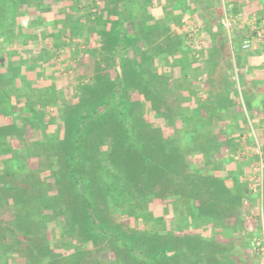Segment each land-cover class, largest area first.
Returning <instances> with one entry per match:
<instances>
[{"label":"rangeland","instance_id":"1","mask_svg":"<svg viewBox=\"0 0 264 264\" xmlns=\"http://www.w3.org/2000/svg\"><path fill=\"white\" fill-rule=\"evenodd\" d=\"M27 1L20 30L0 0V264H139L136 250L151 257L156 244L178 252L151 264H264V27L257 52L242 47L264 0H181L182 16L176 0H144L140 15L122 0ZM214 9L233 27L224 14L210 26ZM125 20L137 22L134 56ZM43 21L47 40L29 43ZM35 60L36 83L23 68ZM114 64L120 84L104 79ZM102 98L111 106L84 125L77 167L103 178L86 191L69 177L77 141L64 127ZM86 197L105 221L120 206L155 227L90 233Z\"/></svg>","mask_w":264,"mask_h":264},{"label":"trees","instance_id":"2","mask_svg":"<svg viewBox=\"0 0 264 264\" xmlns=\"http://www.w3.org/2000/svg\"><path fill=\"white\" fill-rule=\"evenodd\" d=\"M24 2L21 4H18L17 0H7V5H6V8L3 9V12L4 10L6 9L7 12H11V14L14 13V15H16L18 13V16H15V20H13V22H11L8 27H13L11 24H16V27L20 28V30L22 29L23 27V23L24 21H29V18L27 17H24L26 16L29 11L25 9L24 5L23 4H28V1L27 0H23ZM123 2V8L125 11H129V7L131 6L132 7V10L134 12V14H137V15H140L143 11L145 12V1L144 0H122ZM176 5H174L175 7H173L175 10H177L180 15L182 16L184 13H187L189 12L188 10H186V7L183 5L182 7L180 6V4H182V1L181 0H176ZM45 4V3H44ZM47 4H50L49 2H47L45 5ZM112 4V3H111ZM176 6L178 7V9L176 8ZM204 7H207L205 9H208V8H211L209 7L208 5H205ZM180 8V9H179ZM116 11L117 10V6H113V9H111L110 11ZM213 10V9H212ZM214 13H210L211 16H208L206 17V19L209 21L208 24L210 26H212L214 29H219V30H222L223 28L221 27V24H220V18L221 16H223L222 14V11L219 9H214ZM226 11L224 12V15H225ZM63 14V13H61ZM34 19L35 22L39 21L42 16H40V14L36 13L34 14V16L32 17ZM155 21V20H154ZM56 22V21H55ZM135 23H137L135 20L134 21H131V20H125L124 22V26H125V35L126 33H129V30H132L133 28H135ZM206 24V25H205ZM40 26L36 25L34 26V31L36 32V36L35 38L29 40V38L25 41L29 43H36L34 41V39H41L40 41V44H42V42L46 41L47 38L46 36L48 35V32L46 33V31H48V28L47 26L49 25V23H44L43 22H40L39 24ZM201 26H203V28H206L207 26V23H205L203 21L202 24H200ZM22 26V27H21ZM37 27V28H36ZM222 28V29H221ZM39 29V32H37V30ZM19 30V29H18ZM22 32V31H21ZM29 32L30 34L34 33L31 31V29H29ZM32 32V33H31ZM41 32H45L44 35L43 34H39ZM51 32V31H50ZM49 32V34H50ZM258 33V31H254L253 34L256 36ZM131 36H125L124 39H125V42L126 44L127 43H130L132 41V38L136 36L135 32H130L129 33ZM25 35V34H24ZM219 36V34L217 35ZM2 39V37H1ZM6 38H4L3 41H5ZM16 41H21L19 39V36L18 37H15L13 39V44H12V40H11V44L9 46V49H8V55L12 52H15V47L14 45L16 44ZM219 42L222 44V42L219 40ZM7 43H10V42H7ZM18 45H19V42H18ZM54 47H56L57 49H60L61 47H64V44L63 43H57L56 45H53ZM46 47V46H45ZM44 47V49H42L41 51H43L45 54L48 55L49 53V49H46ZM65 48V47H64ZM34 63L28 65V66H23V68H25V73L26 75L31 78L33 80V82H37V80L40 79L41 77V73H40V66L41 65H44L45 63H42L40 60H35L33 61ZM34 78H36V80H34ZM39 78V79H38ZM118 86V85H116ZM115 89V88H114ZM113 89V90H114ZM117 91H120L119 88H116ZM117 93L113 91V97H114V100H118L119 97H117L116 95ZM104 98H102L103 100ZM98 100L93 106H91L89 109V111H86V113L81 117H75V121L74 123H77L78 124V127H76L75 129L73 128V126L71 127V123L69 124V126H67L66 128V124H65V133H67V130L71 133L70 135L72 136V138L75 139V141H77V145L75 147H72L71 149V153L68 155V159H69V163H68V174H69V177L74 181L75 184H81V189L82 190H86V191H89V189H94L95 186H97L99 184V182H101L100 179H102L103 177H99V176H96V177H91L90 175H84L82 171H80V169L78 170V167H81L82 166V162L84 160V152H85V148L84 146L86 144H84L85 142H82V136L85 134V132L83 131L85 129V124L87 125V122H89L92 118L96 117V115H104L105 112H103L104 110L107 111L108 110V105L111 106V103H108L110 100ZM113 101V100H112ZM115 102V101H114ZM107 109V110H106ZM13 116V115H12ZM71 127V128H70ZM64 131V130H63ZM73 139V140H74ZM79 158H82V160H80ZM78 166V167H77ZM83 168V167H82ZM81 168V170H82ZM83 175V176H82ZM108 177H112V174L111 175H108ZM114 177H116V175L114 174ZM104 182V187L106 191H110L111 195H113L115 189H114V183H110V182H105V181H102ZM100 191H103L102 189H100ZM99 191V192H100ZM100 197H103L104 195L102 193L98 194ZM98 196V197H99ZM86 201V210L88 211V214H87V220L85 222V228L88 230H90L89 232L90 233H93V234H98V233H95L93 232V229L97 226H99V228H101L102 226H105L107 224V222H112V224H114V227L115 229L114 230H117V229H121L123 228V226L125 225H130L131 222L133 221H130L131 219H136V222L134 224H136L135 227L139 226L140 223H142V227H145L144 229L147 230V232L150 233V231L152 230H149L150 228L153 229V227H155V222L152 220L153 219V216L152 214L150 213V219H146L145 216H144V213H143V217L141 214H138L134 211H132L131 209H121V207L117 206V207H113L112 209H110V212H109V217L110 218L109 220H104L102 219V217L100 215H97L96 212H95V208H94V205L92 204V202L90 200H88V198L86 197L85 199ZM145 209V208H144ZM109 210V209H108ZM148 214V213H147ZM107 218V219H108ZM117 223V224H115ZM139 223V224H137ZM97 228V227H96ZM92 229V231H91ZM130 229H132L130 227ZM136 229V228H134ZM10 230L11 231H14L13 228L10 227ZM100 230V229H99ZM98 230V231H99ZM133 230V229H132ZM138 230H143V229H138ZM138 230H133L134 232L135 231H138ZM121 234L123 235H127L128 233L125 232V231H122L120 234H118L117 236H121ZM96 235H94L93 237H95ZM93 239L91 238L90 241H92ZM121 242H123L122 244L125 243V245L130 248V247H134V245L128 243V242H124L123 240L119 239ZM177 249L176 248H168V247H165L161 244H156L154 245L152 248H151V257H147L145 254L142 253V251L140 249L136 250V253H137V258L138 259V263L139 264H151V262H160L161 259H163L164 257H169L175 253H177ZM153 264V263H152Z\"/></svg>","mask_w":264,"mask_h":264},{"label":"built area","instance_id":"3","mask_svg":"<svg viewBox=\"0 0 264 264\" xmlns=\"http://www.w3.org/2000/svg\"><path fill=\"white\" fill-rule=\"evenodd\" d=\"M230 17L228 14L225 13V15L222 19V23L227 29L232 28L233 25L235 24V21L232 19V16H230ZM262 23L263 24H258V25L251 27L253 32L258 31V33L255 36V38H252V39L246 38L245 40H243L242 47L244 50H249V51L251 50L252 51V50H256L258 48V40L260 37H262V33H263L261 28L264 27V19L262 20Z\"/></svg>","mask_w":264,"mask_h":264},{"label":"crops","instance_id":"4","mask_svg":"<svg viewBox=\"0 0 264 264\" xmlns=\"http://www.w3.org/2000/svg\"><path fill=\"white\" fill-rule=\"evenodd\" d=\"M225 11H226V10H224V12H225ZM223 14H224V13H223ZM222 17H223V16H222ZM198 19H199V18H197L196 20L198 21ZM185 20H186V19H185ZM216 37H217V36H216ZM134 38H135V37L132 38V41H131L130 43H127V47L125 48L126 51H129V54H130L131 56H132V55L134 56V54H133V52H132V51H134V47H132V44H133V40H134ZM242 40H244V39H242ZM102 42H103V41L101 40V42H100V47L103 46V45H102ZM218 43H219V42H218ZM230 43H231V48H232V49H231V50H232L231 52L235 54V47L233 46V41H232V39H231V42H230ZM97 44L99 45V43H97ZM219 44H220V43H219ZM98 45H96V47H98ZM130 46H131V47H130ZM122 49H124V48H121L120 51H122ZM258 50H259V49H258ZM258 50H256V52H257ZM231 58H232V57H231ZM73 59H74V58H73ZM130 59H131V61H132V60L134 61V59H133L132 57H131ZM119 60L121 61V59H119ZM71 62H72V61H71ZM119 64H120V63H119ZM119 64H117V65L114 64L113 69H111V71L108 72L109 75L106 76V77H104V79H105V78L110 79L111 82H113V81H117L116 83H115V82H113V83H115V84H120V82L118 81V79H115V78H114V75H115L114 72L117 71L118 69H120V68L118 67ZM84 66H85V65H84ZM99 79H100V78H99Z\"/></svg>","mask_w":264,"mask_h":264}]
</instances>
